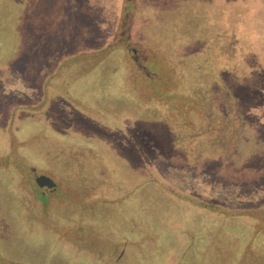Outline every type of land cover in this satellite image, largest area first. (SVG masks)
Returning a JSON list of instances; mask_svg holds the SVG:
<instances>
[{
    "label": "rangeland",
    "instance_id": "rangeland-1",
    "mask_svg": "<svg viewBox=\"0 0 264 264\" xmlns=\"http://www.w3.org/2000/svg\"><path fill=\"white\" fill-rule=\"evenodd\" d=\"M173 22L186 49L245 47L231 133L198 149L208 108L181 94L174 121L184 82L138 36ZM0 264H264V0H0Z\"/></svg>",
    "mask_w": 264,
    "mask_h": 264
},
{
    "label": "trees",
    "instance_id": "trees-1",
    "mask_svg": "<svg viewBox=\"0 0 264 264\" xmlns=\"http://www.w3.org/2000/svg\"><path fill=\"white\" fill-rule=\"evenodd\" d=\"M175 7L176 5H172L171 7H169V9L166 10L167 12L165 11L166 14H174L173 11H175ZM157 12H160V10ZM170 18L172 21H177L175 17ZM202 22L203 21L201 19V23ZM210 25L202 27L199 31L205 32L209 29H212L213 27H210ZM173 26L175 31L173 33H175V37L170 38L168 34L166 37L165 33H158V27H154V29L152 27V29H149V31L147 32L144 31V33H139L138 36H141V42H143L145 45H149V48L151 50V56L160 57L162 54H164V52L168 53V56L170 58L167 63L170 75L169 82H175L176 85L179 84L181 81L184 82V84L182 85L179 84V86L181 87H178L177 89H174L175 85L173 86L172 84L173 89L171 86L169 91H174L176 92L175 94L179 95V99H175V101L172 100L169 103V109L171 110L169 115L172 112L173 116H170L174 118V121H177V124H180L183 115L182 113H184L183 109L180 106L176 107V104L179 103L180 105V103L184 101L181 99V94L184 95L185 98L188 97L190 99L199 101V108H202L203 106L208 108L207 112L211 114L210 118L208 117L206 110H200L198 112V110L194 109L192 106L186 110L189 116L187 118H191L193 124L195 123V127H191V131L193 129L195 131L192 132V136L190 137V140H188V143L192 144L195 149H198L197 147L201 145L198 144L202 140L201 135H205V137L210 139L212 135H215L216 138L222 139V137L225 136L227 133H231L232 119L230 117L224 116V113L227 112L228 109V94L230 93L231 85L242 84L239 79L240 77L238 69L242 71V67L245 65L244 60L246 57L244 58L243 52L245 50L243 48L245 47L243 45V48H241L242 43H239V41H237V48L233 46V43L220 41L217 47L214 48V53H211V47L209 46V43L201 41L199 42L202 44L200 48L199 45L195 46L193 44L189 49H186L185 42L181 40V37L185 32H187V29L192 28V25H184V29H181V32L177 31L178 29L176 28L175 22L172 23V27ZM217 37L218 39L221 37L220 33L217 35ZM176 38L177 42L175 41ZM239 38L242 37L240 36ZM130 39L133 40V37L131 36ZM204 54H206L205 59L209 62L210 66L206 65V61L204 60ZM213 55H215V59L212 58ZM251 58L252 60H259L260 56L258 55L257 51H255L254 53L251 52L250 60ZM248 72H250L251 74L250 70ZM250 76L251 75L247 77V81L249 80ZM214 81L218 84V96H220V99H222L224 103L223 109L218 112L213 111L211 107L207 105V103H204V98L201 96V84H204V82L213 83ZM161 99L163 103L165 102L164 104H168L167 94L164 98ZM158 102L160 103V101ZM172 106L173 109L171 108ZM220 114H222L221 117L218 116ZM177 128H181L180 125H178ZM202 131L203 133H201ZM180 132L181 134L179 138H182L183 131L180 130Z\"/></svg>",
    "mask_w": 264,
    "mask_h": 264
},
{
    "label": "water",
    "instance_id": "water-1",
    "mask_svg": "<svg viewBox=\"0 0 264 264\" xmlns=\"http://www.w3.org/2000/svg\"><path fill=\"white\" fill-rule=\"evenodd\" d=\"M38 185L45 191H50L54 188V182L48 176H42L37 179Z\"/></svg>",
    "mask_w": 264,
    "mask_h": 264
},
{
    "label": "flooded vegetation",
    "instance_id": "flooded-vegetation-1",
    "mask_svg": "<svg viewBox=\"0 0 264 264\" xmlns=\"http://www.w3.org/2000/svg\"><path fill=\"white\" fill-rule=\"evenodd\" d=\"M39 186V185H38Z\"/></svg>",
    "mask_w": 264,
    "mask_h": 264
}]
</instances>
